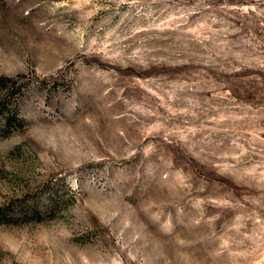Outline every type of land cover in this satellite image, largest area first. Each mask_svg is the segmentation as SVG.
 Wrapping results in <instances>:
<instances>
[{
  "label": "rangeland",
  "instance_id": "374dc122",
  "mask_svg": "<svg viewBox=\"0 0 264 264\" xmlns=\"http://www.w3.org/2000/svg\"><path fill=\"white\" fill-rule=\"evenodd\" d=\"M0 105V264H264V0H0Z\"/></svg>",
  "mask_w": 264,
  "mask_h": 264
},
{
  "label": "trees",
  "instance_id": "16d2710c",
  "mask_svg": "<svg viewBox=\"0 0 264 264\" xmlns=\"http://www.w3.org/2000/svg\"><path fill=\"white\" fill-rule=\"evenodd\" d=\"M8 82H13V80L12 79H9V78H3L2 79V84H6L7 85V83ZM12 85H14V84H12ZM0 106H2V105H0ZM4 106V105H3ZM11 124H12V120H11V118H10V115H8L6 118H5V121H4V124L2 125V127H1V132H5V131H7L8 130V128L11 126ZM38 211H36L35 209H34V211L32 210V211H27V210H24V213L25 214H32V213H37ZM11 213H9V212H7V213H3L2 214V218L5 220V221H7V219L8 218H10V215Z\"/></svg>",
  "mask_w": 264,
  "mask_h": 264
}]
</instances>
